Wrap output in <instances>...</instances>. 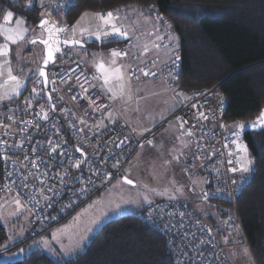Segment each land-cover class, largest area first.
<instances>
[{
	"label": "built area",
	"instance_id": "2783aa9c",
	"mask_svg": "<svg viewBox=\"0 0 264 264\" xmlns=\"http://www.w3.org/2000/svg\"><path fill=\"white\" fill-rule=\"evenodd\" d=\"M12 1L23 5L34 2ZM48 1L60 13H66L77 2ZM152 11L158 14L155 6ZM163 25L167 27L168 24L164 22ZM111 40L118 41L115 49L128 52L134 47L131 39L113 36ZM161 46L173 48L174 44L164 39ZM140 69L155 75L144 76ZM131 73L142 74L143 80H164L174 87L180 74L179 56L158 67L147 61L139 68H133ZM47 74V87L40 77H36L0 110V196H16L19 192L21 200L27 201L25 207L30 214L32 237L60 224L102 192L122 174L147 138L140 136L120 114L116 113L112 120L105 118L113 105L100 87L102 81L92 79L95 68L88 70L71 49L66 48L58 56ZM85 77L95 89L84 84ZM38 79L40 83H37ZM53 80L55 83H51ZM80 84L88 88L87 94L82 92ZM185 94L188 99L181 96L180 106L165 122L176 120L180 126L181 121H186L181 129L192 133L193 145L189 152L178 156L179 163L189 176H195L199 171L205 174L207 183L200 193L201 201L223 226L233 228L241 224L237 197L252 180L250 171H231L232 167H239L236 164L239 154L231 143L235 139L231 135V126L238 121L225 118L226 104L219 84L192 89ZM88 97L95 104L90 106ZM101 104L106 107L99 108ZM45 112L48 113L46 120L42 118ZM201 112L208 118H199ZM245 130L241 132V140ZM57 145L59 147L53 152L51 149ZM78 147L82 152L76 150ZM230 151L233 152L231 156ZM77 161L82 162L79 168L74 167ZM25 183L27 188L23 187ZM30 195L35 200H29ZM140 215L164 235L169 253L177 264H236L224 242L204 221V214L186 201L157 200L144 207Z\"/></svg>",
	"mask_w": 264,
	"mask_h": 264
},
{
	"label": "trees",
	"instance_id": "16d2710c",
	"mask_svg": "<svg viewBox=\"0 0 264 264\" xmlns=\"http://www.w3.org/2000/svg\"><path fill=\"white\" fill-rule=\"evenodd\" d=\"M46 1L34 0L32 5H23L0 0V16L12 10L23 16L28 25L36 26L46 9ZM152 6L177 35L180 74L175 89L188 92L219 84L226 119L246 123L258 116L264 108V0H77L59 15L70 27L86 11L132 7L142 15L152 16ZM103 44L113 46L118 41ZM36 76H30L28 84ZM243 138L253 160L252 180L237 197V209L256 264H264V128L246 129ZM1 175L0 162V178ZM203 218L219 239L233 230L223 226L208 208ZM7 240V231L0 220V250ZM3 264L177 263L169 253L164 235L140 213H128L107 221L70 256L57 259L35 249L19 260Z\"/></svg>",
	"mask_w": 264,
	"mask_h": 264
},
{
	"label": "rangeland",
	"instance_id": "374dc122",
	"mask_svg": "<svg viewBox=\"0 0 264 264\" xmlns=\"http://www.w3.org/2000/svg\"><path fill=\"white\" fill-rule=\"evenodd\" d=\"M46 2L43 17H48L53 22L64 25L61 15H59L64 13L58 12L48 1ZM94 12L87 11L86 13ZM132 13L135 17L128 20L129 22L125 23V26L142 35L149 33L154 27L153 20L150 17H141L137 11H131L130 14L132 15ZM137 14L139 15L136 16ZM154 15L162 23L157 24L156 29L162 26V30L167 35L169 34L170 39L173 41L174 47L172 49L177 51V35L170 24L165 21L168 24L165 27L160 13H154ZM97 24L98 21L95 17L88 15L80 20L78 29L79 27H85L95 30ZM37 28L39 27L37 26ZM77 35L79 36V31ZM82 39L85 42L97 41L94 37L89 38L88 36H84ZM115 46L113 45V48ZM69 49L73 51L76 58L92 67H94V59L98 58L94 57V53H104V59L106 61L110 59V50L93 46L90 43L87 47L76 46ZM30 50H25L24 68L17 75L24 82H27L30 76L37 75L36 77H39L38 74L34 73H37L44 57L43 47L39 43L30 47ZM178 55L179 53H175L176 57ZM126 58H119L118 64L128 65L129 58ZM41 79L43 81V78ZM143 81L144 83L130 81L131 99L127 95L123 98L118 97L115 100L110 99L113 108L106 113L105 118L108 120L113 119L115 117L114 110L117 109L119 114L135 128L140 136L147 138L128 161L122 174L115 178L102 192L94 196L93 199L60 224L34 237L30 234V214L25 205L23 210L17 212L15 205L12 203L16 196L12 194L0 196V220L8 234V240L4 244V248L0 250V264L19 260L35 249H40L57 259L70 256L81 249L107 221L128 213L138 214L144 207L161 199H182L205 215L207 205L201 201L200 193L205 189L206 176L201 171L195 176L187 175L178 160L180 154L189 152L193 142L189 149L177 153L173 136L177 133L179 125L176 120L165 123L180 106L181 99L178 94L183 92L169 86L167 82L147 81V79ZM110 95V93L107 94L108 97ZM256 118L257 116L246 122L249 126L244 129L253 128L251 123ZM182 132L187 134L183 130ZM148 141H152V143L149 144ZM242 141L245 143L244 138ZM125 175L134 181L133 185H128L123 181ZM160 192L165 194L158 195L157 193ZM145 196L148 197L147 200L144 199ZM93 221H96V223H93ZM225 238H227V242ZM220 239L226 244L227 252L230 253L237 264H256L255 257L249 243L246 242L240 224L234 225L232 232ZM45 241H47V247ZM244 249H247V255H245Z\"/></svg>",
	"mask_w": 264,
	"mask_h": 264
},
{
	"label": "snow or ice",
	"instance_id": "6c2138e0",
	"mask_svg": "<svg viewBox=\"0 0 264 264\" xmlns=\"http://www.w3.org/2000/svg\"><path fill=\"white\" fill-rule=\"evenodd\" d=\"M120 9H116L115 11H108L107 13L103 12H94V13H84L80 20H83L85 16L91 15L95 17V19L98 21V24L95 28V30H90L89 28L85 27H79L80 20L77 21L76 24L72 25L69 29V26L67 24L59 25L56 22H51L50 20L46 18H41L39 21V28L42 30L40 36L34 37L30 41H24L25 34L29 31L26 27H23L26 22L22 19L16 21L17 27L15 29H6L3 25H0V35H3L5 38V42L3 44H0V57H3V60H0V78L6 77L3 79L2 83H0V89L3 91L0 92V100L4 99H11L13 95H20V90L24 87V80L21 79L19 76L14 74V68L12 66V61L9 59L11 48L9 44H16L19 41H24L25 44L30 45H36L37 43L42 44L44 46L45 55L42 60L41 67L38 68L37 73L39 77L43 78V83L46 85L49 83L48 74L46 72L47 66L52 63L55 64L56 56L58 53H61L62 48L61 45L73 48L76 46H80L83 48L84 41L82 37L88 36L89 38L94 37L97 41L107 40L111 42V38L113 36H118L121 38L128 39L130 38V34L127 31V29L120 23V16H119ZM13 12L8 11L4 16L3 20L5 22H10L13 19ZM43 17V13L41 14ZM79 31V36L77 35V32ZM64 34V38L61 39V35ZM163 37H157V39H162ZM154 47L159 48L160 45L154 43ZM144 52H148L149 48L145 45L143 47ZM94 57H98L97 59H94L93 64L96 70V74L93 75V80H101V89L103 90V93L105 95L111 94L109 96V99L115 100L118 97L123 98L124 96H128L129 99H131V85L130 81L131 79H139V76H135L134 73H131L129 69L131 68V65H123L118 64L119 58H124L129 55V53L125 50L120 49H111L110 50V59L105 60L104 59V53L99 54H93ZM74 71V69H73ZM142 74L144 76L148 75H155V73H151L149 71H144L143 69H140ZM81 76H83V73H81ZM77 80L80 79V77L76 78ZM41 81L38 79L37 83H40ZM51 83H55V81H51ZM84 84H89L88 78L85 77ZM84 84H80V88L82 89V92L84 94L88 93V88L84 87ZM89 87H92L95 89V85L89 84ZM55 91V89H53ZM33 92H36V89H33ZM179 96L184 97V99H188L187 96H185L183 93H179ZM197 95H200V93H197ZM51 93L48 94V99L51 100ZM73 99H76V97H73ZM90 101V106L92 104H95V101L91 99V97H88ZM222 103V101H221ZM53 109L56 107L54 104L52 105ZM99 108L106 107L105 105H99ZM193 107H196V105H193ZM111 116V113L109 114ZM43 119L48 118V113L43 114ZM199 118L201 119H207L208 117L203 113H199ZM178 120H180L179 117H177ZM81 123H84V121H81ZM184 123L186 121H181L180 127L183 128ZM245 122H235L231 127L233 131L231 132V135L235 137L231 141L233 145H235V152L239 155L236 159V164L239 165V167H232V172H248L250 171V168L253 164V160L249 158V152L248 147L243 141L240 139L241 132L245 127H247ZM251 127H262L264 128V110H261L259 115L257 116L256 120L251 123ZM187 135H192L191 131L187 132ZM124 141H121V144H123ZM149 144L152 143V141H148ZM119 146V145H118ZM228 145L225 144V147ZM56 147H59V145L53 147L51 150L53 152L56 151ZM77 151L82 152V149L79 147L76 149ZM83 154V153H82ZM233 155V152H229V156ZM5 159H8L5 157ZM81 161H77L74 167L79 168L81 165ZM229 163L231 164L232 161L229 160ZM117 164H119V161H117ZM38 167V165H36ZM116 165H114L115 167ZM10 175V173H9ZM27 177H25V180ZM123 181L128 185H133L134 181L132 179H129L127 175L123 177ZM63 179H61V183H63ZM23 187L27 188L28 185L25 183L23 184ZM146 187V186H145ZM10 191V189H9ZM48 191H51V188L48 189ZM155 191V189H153ZM167 191V190H166ZM41 194H43V189H41ZM158 195H164L165 193L160 192L157 193ZM145 200L148 199L147 196L144 197ZM29 200H35V197L30 195ZM38 203V201H36ZM12 203L16 207V211L20 212L24 209L25 203L27 201H22L20 198V193L18 192L16 195V198L12 201ZM16 214V213H12ZM183 215V213H181ZM93 223H96V221H93ZM90 230V229H89ZM55 239V236L53 237ZM226 242H227V238ZM45 246L47 247V241H45ZM245 255L248 254L247 249H244Z\"/></svg>",
	"mask_w": 264,
	"mask_h": 264
},
{
	"label": "crops",
	"instance_id": "0c3cea01",
	"mask_svg": "<svg viewBox=\"0 0 264 264\" xmlns=\"http://www.w3.org/2000/svg\"><path fill=\"white\" fill-rule=\"evenodd\" d=\"M8 11L13 12L12 10H6L0 16V25H3L6 29H15L17 27V25H16V21L17 20L22 19V20H24L26 22V20H25V18L23 16L18 15L15 12H13V14H14L13 15V19L10 22H5L3 20V16ZM131 11H136V9L132 8V7L131 8H125L123 10H120V12H119L120 23L122 25H124V27L129 32L130 38H128V39H131L134 42V47L130 51H128L129 55L126 56L127 58H129V64L128 65H131V68L129 69V71L132 72L133 68H139L141 65H143L147 61H152L154 63V66L158 67V66H161V64L166 63L168 61H171L173 58H175L176 57L175 53H178V50L176 51V50L172 49L169 46H161V43L163 42L164 39L167 40L168 42H173V41H172V39H170V35L169 34L167 35V33L164 32V30H162V26L160 28L156 29V25L160 23V21L156 18V16L155 15H152V16H150V15H142L141 13L138 12L141 15V17L142 16L143 17H150L153 20V23H154L153 24L154 27L150 30V32L149 33H145L144 35H142V34H139L137 32H133L130 28L125 26V23L129 22L128 20H130L131 18L135 17V15L133 14L134 12L132 13V15L130 14ZM139 14H137L136 16H138ZM160 24H162V23H160ZM22 26L26 27L27 29H29V31L24 36V41H29L31 38L40 36V34H41L42 30L39 31L38 30L39 28H37V26L28 25L27 22L24 25H22ZM157 37H163V38L162 39H157ZM24 41H19L16 44H9V46L11 48V53H10L9 59L12 61V66L14 68V74L15 75H18V72L21 71L24 68V61L26 59V51H28V50L31 51L30 47L33 46V45H30V44H25ZM4 42H5L4 36L0 35V44H3ZM94 42H95V44H94ZM89 43L91 45L93 44V46H99L101 48L108 49V50H111V48L115 49V47L113 48L112 45L103 44V43H106V42H102V41H92V42H85L84 41L83 46L87 47V45L89 46ZM154 43L160 45V47L159 48L154 47ZM40 45H42V44H40ZM145 45L149 48L148 52H144L143 51V47ZM35 48L37 49V47H35ZM0 60H3V57H0ZM84 65H85V67L88 70H91V71L94 70V68H95V67H92L91 65H88V64L87 65L84 64ZM141 75L142 74L139 75V79L138 80L135 79V78H133L131 80L137 81L139 83H144L143 79L141 78ZM5 78L6 77L0 78V83H2L3 79H5ZM147 81H161V82L165 83L164 80H155V79H153V80L149 79L148 80L147 79ZM27 85H28V81L24 82V87L20 90V92L22 90H24ZM176 90H179V89H176ZM2 91L3 90L0 89V92H2ZM180 91L183 92V94H185L184 91H182V90H180ZM14 96H16V95H13L11 97V99ZM11 99L0 100V110ZM180 99H181V96H180ZM115 110H116L115 111V117H116V115L119 114V112H118L117 109H115ZM177 133L174 134L173 140H174V143H175V147H177V149H176L177 153H179V152H181L183 150L189 149V147L191 146V144L193 142V139H192V135H187L186 133L182 132L180 126L177 129Z\"/></svg>",
	"mask_w": 264,
	"mask_h": 264
},
{
	"label": "water",
	"instance_id": "95a60500",
	"mask_svg": "<svg viewBox=\"0 0 264 264\" xmlns=\"http://www.w3.org/2000/svg\"><path fill=\"white\" fill-rule=\"evenodd\" d=\"M43 18H46V19L50 20L51 22H53V21H52L50 18H48V17H43ZM38 25H39V22H38L37 26H38ZM38 27H39V26H38ZM63 38H64V37H63V34H62V35H61V39H63ZM42 46H43V45H42ZM61 48H62V51H61V53H58L57 56L60 55V54H62V52H63L64 48H66V46L61 45ZM44 55H45V51H44V46H43V56H44ZM57 56H56V59H57ZM55 61H56V60H55ZM50 65H52V63H50V64L47 66V68H48ZM41 66H43V65H42V62H41V64H40V67H41ZM47 68H46V72H47ZM43 84H44V83H43ZM44 86L47 87V84H46V85L44 84Z\"/></svg>",
	"mask_w": 264,
	"mask_h": 264
}]
</instances>
